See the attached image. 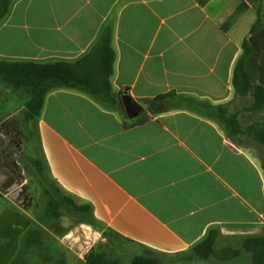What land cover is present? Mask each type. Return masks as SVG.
<instances>
[{"label":"crops","instance_id":"0c3cea01","mask_svg":"<svg viewBox=\"0 0 264 264\" xmlns=\"http://www.w3.org/2000/svg\"><path fill=\"white\" fill-rule=\"evenodd\" d=\"M258 15L264 0H13L0 59L74 62L110 27L113 93L130 95L145 121L130 124L78 88L47 92L28 168L50 181L43 196L54 186L80 209L43 223L30 175L27 204L0 191L21 217L6 236L10 262L89 264L95 250L119 264H253L243 242L264 235V70L242 58V43ZM170 93L163 109L148 107ZM211 230L217 251L240 254L196 259Z\"/></svg>","mask_w":264,"mask_h":264},{"label":"trees","instance_id":"16d2710c","mask_svg":"<svg viewBox=\"0 0 264 264\" xmlns=\"http://www.w3.org/2000/svg\"><path fill=\"white\" fill-rule=\"evenodd\" d=\"M12 1L0 0V22L7 16ZM243 10V6H239L222 25L224 30H227L236 21ZM242 47V58L261 60L263 64L259 65V68L261 71L264 70V21L261 16L258 15L253 23L250 29V37L243 41ZM115 60L116 53L112 48V30L110 27H106L89 52L74 62L0 59V81L27 94V120H33L40 115L47 92L54 88L66 86L81 89L96 100L119 110L129 120L130 124L141 123L145 119L141 118L140 115L130 119L124 109L121 97H117L113 93L111 77L114 73ZM261 81L264 84L262 77ZM173 95V93L161 94L156 98L147 100L148 107L153 110H161L164 101ZM183 100L193 101L188 98ZM64 206H70L76 211L80 209L72 200L64 197L58 188L51 186V188L46 189L45 205L40 213L42 222L49 224V222L59 219ZM217 235V230H211L201 242L194 246L196 259L204 260L211 256L229 259L240 254V250L236 248L217 251L214 247ZM243 248L250 252L253 264H264V235L246 238L243 242ZM86 259L89 264H119L107 257L106 254L95 250H91L86 255ZM12 263L26 264V261L20 253L17 254ZM131 264L160 263L149 256H137Z\"/></svg>","mask_w":264,"mask_h":264},{"label":"flooded vegetation","instance_id":"af4514ba","mask_svg":"<svg viewBox=\"0 0 264 264\" xmlns=\"http://www.w3.org/2000/svg\"><path fill=\"white\" fill-rule=\"evenodd\" d=\"M17 96L20 98L22 94L18 93ZM26 115L25 101L13 111L0 116V191L8 194L11 187L22 188V196L27 195L24 204L30 199L31 183L25 178L34 141L32 120H27Z\"/></svg>","mask_w":264,"mask_h":264},{"label":"rangeland","instance_id":"374dc122","mask_svg":"<svg viewBox=\"0 0 264 264\" xmlns=\"http://www.w3.org/2000/svg\"><path fill=\"white\" fill-rule=\"evenodd\" d=\"M18 93L22 94L20 98L17 96ZM26 99L27 94L25 95V92L21 90H15L9 84L0 81V116H3L13 111L15 108L22 105L26 101ZM31 153L33 154V156L37 154V147L35 143L32 145ZM27 171V176L29 177L30 175L35 180L34 185H32L33 182L31 183L30 181L33 187L32 195H34L35 197V203H39L44 206L45 196H43V187L44 185H47L50 181L46 180L45 182H43V184H40L38 182V178H36L32 174V171L29 168ZM20 218L21 217L18 215L15 207L10 205V203H8L6 199H4L3 195L0 193V264H15L12 263V261L15 259L17 254L13 257L12 261L10 262L9 258L11 256L8 253V249L6 248V236L11 228L10 220H20ZM24 258L26 259V261L28 260L29 264H41L39 261V256L37 254L32 256L24 255Z\"/></svg>","mask_w":264,"mask_h":264},{"label":"water","instance_id":"95a60500","mask_svg":"<svg viewBox=\"0 0 264 264\" xmlns=\"http://www.w3.org/2000/svg\"><path fill=\"white\" fill-rule=\"evenodd\" d=\"M121 100L124 105V109L127 113V116L130 119L138 117L142 112V106L135 102L132 97L128 94H123L121 96ZM23 189L20 187H11L8 189V196L10 199L15 201L16 203L23 205L25 200L27 199V195L22 196Z\"/></svg>","mask_w":264,"mask_h":264}]
</instances>
